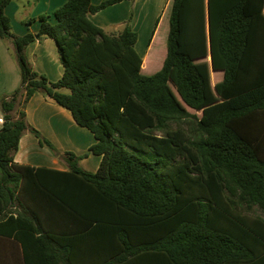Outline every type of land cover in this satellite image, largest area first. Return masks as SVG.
I'll list each match as a JSON object with an SVG mask.
<instances>
[{
    "label": "trees",
    "instance_id": "16d2710c",
    "mask_svg": "<svg viewBox=\"0 0 264 264\" xmlns=\"http://www.w3.org/2000/svg\"><path fill=\"white\" fill-rule=\"evenodd\" d=\"M12 1L0 0V39L14 46L21 85L0 100V239L26 255L29 243L47 255L57 246L65 264H264V219L241 212L264 210V0H172L152 75L129 23L108 34L90 19L123 0H68L22 37L5 12ZM46 38L64 67L58 82L26 57ZM155 56L156 69L164 49ZM39 92L94 135L97 172L72 152L68 171L15 162L26 131L60 155L27 121ZM189 119L193 137L170 129Z\"/></svg>",
    "mask_w": 264,
    "mask_h": 264
},
{
    "label": "crops",
    "instance_id": "0c3cea01",
    "mask_svg": "<svg viewBox=\"0 0 264 264\" xmlns=\"http://www.w3.org/2000/svg\"><path fill=\"white\" fill-rule=\"evenodd\" d=\"M67 1L25 0V3L28 7H33V15L30 17L33 19L44 14L53 15ZM105 1L107 0H92V3L100 5ZM145 1L123 0L90 15V19L108 34H120L129 23L138 34L136 51L143 58L142 73L152 75L162 68L167 55L172 0H147L148 5ZM19 11L18 0H13L5 10L11 19L15 34L22 37L28 33H38L41 25L38 21L31 26L23 25L26 20L17 25L13 22V16ZM146 41H149L147 46ZM4 45L3 40L0 39V96L12 94L21 84L19 67L14 57V46L12 42H8L7 47ZM162 46H164V56L158 68H152L151 62L156 58L155 55L163 51ZM26 57L33 69L47 77L50 82H58L63 77L64 67L53 39L46 38L31 43L26 49ZM27 121L54 145L60 155L48 146H41L36 136L26 131L14 156L16 163L68 171L69 166L62 156L72 152L81 158L86 156L79 163L83 170L92 173L98 171L102 158L90 152L91 147L96 143L94 135L88 129L80 127L71 112L47 94L39 92L32 97L27 106ZM3 123L4 118L0 108V128ZM45 249L37 243H29L26 255L22 243L14 239H0V264H65L62 256L59 260V247L47 248L55 249L56 253L51 255H47Z\"/></svg>",
    "mask_w": 264,
    "mask_h": 264
},
{
    "label": "rangeland",
    "instance_id": "374dc122",
    "mask_svg": "<svg viewBox=\"0 0 264 264\" xmlns=\"http://www.w3.org/2000/svg\"><path fill=\"white\" fill-rule=\"evenodd\" d=\"M145 3H146V5L149 4L147 0L145 1ZM18 6H20V11L17 14H15V16H13V22L17 25L21 21L26 20V22H24L23 25L28 26L26 23L29 20H27V19H30L31 15H33V7L32 6L28 7L26 5V3H25V0H18ZM24 6H27V7L24 8ZM12 31L14 32L13 29H12ZM163 37H164V35H163ZM3 42L5 44L4 46L7 47L8 46V41H3ZM148 43H149V41L148 42L146 41V46L148 45ZM222 75H223L222 73L213 72L212 73L213 82L216 83L218 81V79L220 80ZM1 97H2V95L0 96V100H1ZM0 108L2 110L1 103H0ZM189 112L191 114H193V115H197L198 117L202 116L201 112H196V111L191 110V109H189ZM2 113H3V110H2ZM179 127L183 131L188 133L191 137L194 136V133H192L193 132V128L195 127V120L194 119H189V120L185 121L184 123H182L181 125H178V124H175V123L170 124V129H172V130H177ZM158 135H164V133L163 132H158ZM83 157H86V156H82V159H83ZM241 212L243 214H245L246 216L251 217V218L259 217V218L264 219V210H262V209H260V208H258L256 206L250 207V208L244 206V207H242Z\"/></svg>",
    "mask_w": 264,
    "mask_h": 264
}]
</instances>
